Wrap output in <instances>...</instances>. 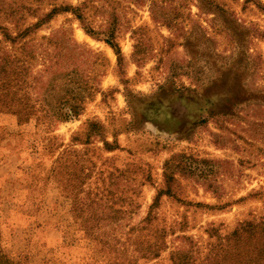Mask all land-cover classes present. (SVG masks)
<instances>
[{"label":"rangeland","instance_id":"rangeland-1","mask_svg":"<svg viewBox=\"0 0 264 264\" xmlns=\"http://www.w3.org/2000/svg\"><path fill=\"white\" fill-rule=\"evenodd\" d=\"M85 1L94 30L114 27L120 57L70 13L37 30L35 44L61 29L77 43L53 89L85 101L77 116L49 125L0 113L6 264H104L73 207L89 223L122 207L123 236L166 189L165 173L174 197L160 198L158 214L184 222L195 244L213 242L210 227L225 234L264 217V11L253 0ZM40 69L38 60L33 72ZM158 264H170L167 251Z\"/></svg>","mask_w":264,"mask_h":264},{"label":"trees","instance_id":"trees-1","mask_svg":"<svg viewBox=\"0 0 264 264\" xmlns=\"http://www.w3.org/2000/svg\"><path fill=\"white\" fill-rule=\"evenodd\" d=\"M253 5L264 11V5L259 0H253ZM86 9L85 0L77 5L68 4L65 0H0V113H10L19 118L33 117L39 125H49L78 115L85 96H70L67 91L59 93L53 89L57 76L67 75L62 70L64 62L70 58L66 51L70 46L77 47V43L64 29L47 36L40 35L42 42L39 44L34 43V36L55 16L70 13L86 34L98 39L103 37V42L119 58L120 47L114 27L105 34L97 32L87 22ZM112 19L115 20V15ZM38 60L42 62L43 69L33 72ZM26 88L36 90L34 98L29 96ZM70 101L74 102L68 111H64ZM89 129L97 131L99 126L90 122ZM103 145L108 151L115 149V144L106 140ZM172 180V175L164 174L166 189L157 191L146 215L132 224L128 231L122 232L123 236L121 230L126 210L122 207L112 208L106 214H112V219L101 218L91 223L85 220V209L81 205L73 207L81 230L100 248L104 264H138L139 259L158 264L166 251L170 264H264V217L242 222L225 234L217 228L206 229L208 237L213 239L207 247L193 243L190 236L185 235L187 228L184 222L167 223L160 218V198L174 197L168 183ZM192 206L207 210L224 207L203 203H193ZM134 207L137 212V204ZM91 209L94 215H104L102 211L97 212V208ZM176 232L181 234L174 236ZM175 241L179 243L174 245ZM125 243L131 244L129 251ZM0 264H6L1 251Z\"/></svg>","mask_w":264,"mask_h":264}]
</instances>
